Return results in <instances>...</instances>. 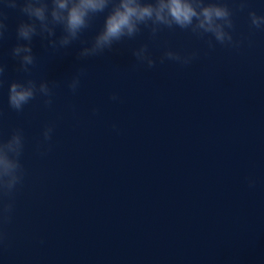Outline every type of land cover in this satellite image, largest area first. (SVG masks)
I'll return each mask as SVG.
<instances>
[{
    "label": "water",
    "instance_id": "obj_1",
    "mask_svg": "<svg viewBox=\"0 0 264 264\" xmlns=\"http://www.w3.org/2000/svg\"><path fill=\"white\" fill-rule=\"evenodd\" d=\"M224 2L235 10L238 48L209 49L180 29L151 40L144 30L80 61L79 42L52 52L35 37L36 78L63 82L79 67L86 76L76 94L61 83L51 108L34 100L22 113L8 107L7 84L24 76L9 51L26 18L5 9L0 132L23 129L26 175L0 264H264V30L248 18L264 14V0H247L242 11L238 0ZM142 43L153 68L132 56ZM165 48L198 55L186 66L161 63Z\"/></svg>",
    "mask_w": 264,
    "mask_h": 264
},
{
    "label": "clouds",
    "instance_id": "obj_2",
    "mask_svg": "<svg viewBox=\"0 0 264 264\" xmlns=\"http://www.w3.org/2000/svg\"><path fill=\"white\" fill-rule=\"evenodd\" d=\"M246 4L247 0H238L236 10L242 11ZM5 9L16 10L26 18L17 23L16 43L9 51L10 57L17 62L16 70L24 74L22 79L7 84L8 107L17 113H22L25 106L34 100H40L45 108H51L54 89L63 83L72 94H76L86 76V70L79 67L63 82L36 78L33 70L37 67V57L32 46L35 37L46 41V47L52 52L67 50L79 42L81 47L76 52V58L80 61L101 56L111 51L114 45L137 38L144 30H147L151 40L157 39L165 29L188 31L197 38L205 39L209 49H213L215 44L233 48H238L240 44L232 35L235 10L224 0H3L0 5V41L8 32ZM100 14H105L100 29L89 40L83 39L84 33L93 27ZM248 18L252 28L264 30V14L258 15L256 11L249 10ZM197 55L195 51L181 54L165 48L160 62L170 60L186 66ZM132 56L139 64L155 67L147 43L132 49ZM6 72L7 64L0 59V88L5 83ZM109 99L116 102L120 98L112 93ZM92 114H98V109L94 107ZM113 129L118 131L116 125ZM53 132L52 124H46L42 129V142L49 147ZM25 145L22 128H12L7 135L0 132V244L7 239L4 226L11 222L16 193L26 175L21 162ZM39 154L45 155L46 152ZM248 183L249 187H254L253 180L249 179Z\"/></svg>",
    "mask_w": 264,
    "mask_h": 264
}]
</instances>
